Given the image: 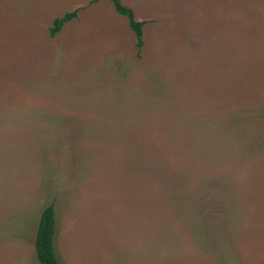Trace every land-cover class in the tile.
I'll use <instances>...</instances> for the list:
<instances>
[{
  "label": "rangeland",
  "instance_id": "1",
  "mask_svg": "<svg viewBox=\"0 0 264 264\" xmlns=\"http://www.w3.org/2000/svg\"><path fill=\"white\" fill-rule=\"evenodd\" d=\"M92 1L0 0V264H264V0Z\"/></svg>",
  "mask_w": 264,
  "mask_h": 264
},
{
  "label": "trees",
  "instance_id": "2",
  "mask_svg": "<svg viewBox=\"0 0 264 264\" xmlns=\"http://www.w3.org/2000/svg\"><path fill=\"white\" fill-rule=\"evenodd\" d=\"M100 0H93L92 3H97ZM116 13L127 19L130 30L136 38L137 55L140 57L144 47V27L147 24L145 21H138L132 9L125 6L122 0H109ZM81 9H76L72 12L64 14L62 17L56 18L49 30L50 37L54 38L59 34L64 26L79 17ZM56 211L54 204L46 207L38 224V229L35 237L34 248L39 264H60L55 249V234H56Z\"/></svg>",
  "mask_w": 264,
  "mask_h": 264
}]
</instances>
